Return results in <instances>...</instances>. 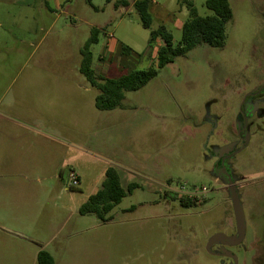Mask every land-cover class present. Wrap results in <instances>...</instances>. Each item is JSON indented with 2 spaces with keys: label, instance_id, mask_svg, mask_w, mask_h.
Listing matches in <instances>:
<instances>
[{
  "label": "rangeland",
  "instance_id": "1",
  "mask_svg": "<svg viewBox=\"0 0 264 264\" xmlns=\"http://www.w3.org/2000/svg\"><path fill=\"white\" fill-rule=\"evenodd\" d=\"M47 1L53 10L46 0H0V264H38L39 249L56 264H219L209 240L236 223L215 167L216 149L228 145L246 221L236 264H255L264 240V102L247 135L239 116L244 96L264 82V0H230L224 47L198 45L111 110L96 107L99 90L80 72L92 30L98 73L156 66L164 41L150 47L151 30L165 25L177 44L187 4L153 1L146 28L135 0ZM206 1L192 0L199 15L211 13ZM110 166L125 188L138 187L108 221L81 214ZM196 187L207 190L183 206ZM258 249L264 254V242Z\"/></svg>",
  "mask_w": 264,
  "mask_h": 264
},
{
  "label": "trees",
  "instance_id": "2",
  "mask_svg": "<svg viewBox=\"0 0 264 264\" xmlns=\"http://www.w3.org/2000/svg\"><path fill=\"white\" fill-rule=\"evenodd\" d=\"M92 5V0H87ZM112 1V0H108ZM189 9V17L182 26V38L177 43L173 42V34L165 25H160L151 30L149 46L152 47L155 40L161 38L164 44L157 49V65L145 69L133 68L117 76L98 73L93 67V52L91 46L98 42L99 30L94 28L80 52L82 60L80 72L86 77L90 84L99 92L95 98V105L100 110H111L123 105L127 91L138 90L156 77L159 70L167 64L174 62L176 58L186 55L198 45L206 44L212 47L222 48L226 45L227 24L234 18V11L230 0H207L206 6L210 14L202 16L198 14L192 0H182ZM153 0H135L134 6L140 14L143 26L150 28L152 16L149 11ZM49 10H52L46 2ZM126 55L139 53L128 45L121 46ZM138 187L137 183H130L127 188L122 185L121 177L117 168L110 166L105 171V179L101 187L91 194L79 208L83 215L92 214L102 221L111 219L112 209L118 205L123 198ZM183 206L191 207L194 200L188 196L179 199ZM38 264H56L54 256L45 249H40L37 255Z\"/></svg>",
  "mask_w": 264,
  "mask_h": 264
},
{
  "label": "flooded vegetation",
  "instance_id": "3",
  "mask_svg": "<svg viewBox=\"0 0 264 264\" xmlns=\"http://www.w3.org/2000/svg\"><path fill=\"white\" fill-rule=\"evenodd\" d=\"M263 95H264V82L260 86H258L255 90L247 93L244 96V99H243V102L241 105L240 116H239V120L242 121L241 122V129H242L241 134L242 135L247 129V122L249 121L248 120L249 117L250 116L252 117L255 110L260 107V104L262 102H264ZM217 150L218 149H216V151L214 153V156H216L215 167L218 170V173H220L221 169L223 168L224 165L230 169L229 161L231 159L233 151H230L229 153H226V154H224V156L220 157ZM223 159L225 160L224 164H222ZM221 232L225 233L227 236L237 235L238 233H237L236 223H235V231L230 232V233L224 232V231H221ZM242 242L240 244H236V245H230L228 243H223L222 241L214 244L213 246L216 247V250H214L216 252V254H214V255L218 256L220 258L219 264H226V260H229V264H236L238 262V257L236 255L235 251L233 250V248L235 246L241 245ZM260 242H264V240L257 239V241H256V252L257 253H256V256L254 258L255 264H261L263 262V259L261 256H263L264 254H261L260 250L258 249Z\"/></svg>",
  "mask_w": 264,
  "mask_h": 264
},
{
  "label": "water",
  "instance_id": "4",
  "mask_svg": "<svg viewBox=\"0 0 264 264\" xmlns=\"http://www.w3.org/2000/svg\"><path fill=\"white\" fill-rule=\"evenodd\" d=\"M241 122H239V132L241 133ZM245 133V132H244ZM247 135V133H245ZM245 140H248V137H245ZM219 156L222 157L224 154L229 153L230 151H233L232 154L234 153V147L233 145H228L224 146L222 148H219L218 150ZM225 163V160H222V164ZM223 180L224 183L228 187V192H229V197L230 200L232 201L233 204V209H234V215H235V220H236V226H237V235L234 236H227L225 233L218 232L214 234L208 243V251L212 254H216V252L212 249V246L216 243L223 242V243H228L230 245H236L240 244L246 235V221H245V215H244V210L241 202V195L239 192L238 188V183L236 180V177L232 175L231 170L227 166H223L221 169V172L219 173Z\"/></svg>",
  "mask_w": 264,
  "mask_h": 264
},
{
  "label": "built area",
  "instance_id": "5",
  "mask_svg": "<svg viewBox=\"0 0 264 264\" xmlns=\"http://www.w3.org/2000/svg\"><path fill=\"white\" fill-rule=\"evenodd\" d=\"M69 178L71 180L72 185H78L79 184V176L74 169L70 170ZM206 190H207L206 187H202V188L196 187V188H193V190H191V191H187L188 195H186V196H188L189 198L194 200V198H193L194 196H198V195L206 192Z\"/></svg>",
  "mask_w": 264,
  "mask_h": 264
},
{
  "label": "crops",
  "instance_id": "6",
  "mask_svg": "<svg viewBox=\"0 0 264 264\" xmlns=\"http://www.w3.org/2000/svg\"><path fill=\"white\" fill-rule=\"evenodd\" d=\"M154 2H155V0H153ZM46 2H48L47 0H46ZM49 3V2H48ZM46 4V3H45ZM58 5H60L59 3H58ZM62 6V5H61ZM53 10V9H52ZM156 41V40H155ZM154 44V43H153ZM164 44V43H163ZM162 44V45H163ZM95 69V68H94ZM40 250V249H39ZM39 250L37 251V255H38V252H39Z\"/></svg>",
  "mask_w": 264,
  "mask_h": 264
}]
</instances>
